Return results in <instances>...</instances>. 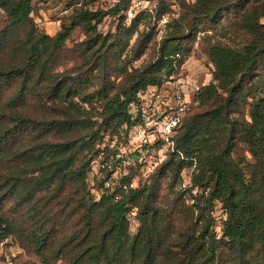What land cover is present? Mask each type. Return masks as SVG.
<instances>
[{"label":"trees","instance_id":"1","mask_svg":"<svg viewBox=\"0 0 264 264\" xmlns=\"http://www.w3.org/2000/svg\"><path fill=\"white\" fill-rule=\"evenodd\" d=\"M32 10L31 0H0V240L27 246L37 261L26 264H264V0L180 3L138 65L165 10L153 22L141 10L106 34L92 21L120 2L83 10L52 36ZM78 25L79 63L59 67ZM198 33L211 77L188 113L204 108L176 129L183 157L170 153L118 200L96 199L94 162L129 140L137 94L178 72ZM193 163L192 186L207 195L179 187Z\"/></svg>","mask_w":264,"mask_h":264},{"label":"built area","instance_id":"2","mask_svg":"<svg viewBox=\"0 0 264 264\" xmlns=\"http://www.w3.org/2000/svg\"><path fill=\"white\" fill-rule=\"evenodd\" d=\"M132 1L138 5L148 3L144 2L148 0ZM210 77L208 71L200 80L190 82L186 76L170 75L159 86H150L137 94V103L132 107L140 113L141 119L132 128L129 143L119 147L109 159L94 162L93 169L100 180L99 188L92 189L96 199L103 194H110L114 200H118L123 192L136 187L139 179H146L170 153L178 152L182 156L176 149V129L184 116L199 104L197 92ZM194 166L193 163L186 170L179 187L188 190L192 196L207 195V187L192 186ZM132 169H137V174H131ZM135 214V209L131 207L128 219L132 226L137 225Z\"/></svg>","mask_w":264,"mask_h":264},{"label":"rangeland","instance_id":"3","mask_svg":"<svg viewBox=\"0 0 264 264\" xmlns=\"http://www.w3.org/2000/svg\"><path fill=\"white\" fill-rule=\"evenodd\" d=\"M190 0H148L146 5L135 4L132 0H31L32 17L37 29L45 34L54 35L61 27L63 21H67L70 16H73L77 12L88 11H109L115 4L120 2L121 10L119 13L108 12L102 18L96 22L92 21V25L96 26V32L106 34L108 32H114L117 30L118 25H129L130 20L141 10H146L144 16L146 20L153 22L156 18V12L158 10H165L166 13L161 15L157 21V25L154 30V36L150 47L145 51V54L134 65L140 64L144 60H148L155 52L157 41L166 33V21L171 17H176L180 13V3L188 2ZM226 14V13H225ZM6 23V17L3 12L0 11V28ZM145 22H143L144 24ZM149 26V25H148ZM151 26V25H150ZM143 26L140 25V29ZM201 34L198 33L191 40V54L185 60L183 67L178 72L173 74L174 77L178 75H184L190 80L194 78H203L206 72L209 71L208 61L203 52L202 45L199 44ZM135 35L132 37L134 39ZM86 35L82 31L80 25L76 26L72 31L69 38L64 42L63 48L57 55L56 62L59 67H65L72 69L79 63L74 51L78 47H82L80 42L85 40ZM204 107L192 110L190 114L201 111ZM132 132L129 133V139H131ZM113 142V141H112ZM112 142L109 143L111 147ZM115 143V142H113ZM129 142L122 140L121 144L117 146H127ZM137 169H132L131 174H137ZM144 179V178H143ZM139 179V182L143 181ZM145 180V179H144ZM88 185L92 189H98L100 180L97 176H91L88 178ZM208 188V187H207ZM92 192V191H91ZM95 196V194L93 193ZM6 204L5 206H7ZM215 215L219 219L222 216V211L217 207ZM135 229L134 226L131 227ZM37 261L36 256L31 250L20 243L14 236H6L0 240V264H26L27 262ZM40 264V263H39Z\"/></svg>","mask_w":264,"mask_h":264},{"label":"crops","instance_id":"4","mask_svg":"<svg viewBox=\"0 0 264 264\" xmlns=\"http://www.w3.org/2000/svg\"><path fill=\"white\" fill-rule=\"evenodd\" d=\"M195 80H200V78H194L193 80H191L190 82H194Z\"/></svg>","mask_w":264,"mask_h":264}]
</instances>
